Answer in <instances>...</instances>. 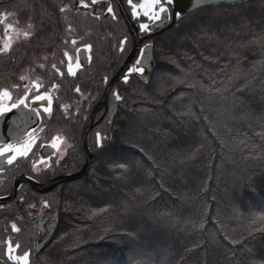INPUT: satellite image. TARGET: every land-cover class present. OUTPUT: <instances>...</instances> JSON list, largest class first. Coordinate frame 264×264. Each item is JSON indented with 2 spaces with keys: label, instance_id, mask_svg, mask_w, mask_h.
I'll use <instances>...</instances> for the list:
<instances>
[{
  "label": "trees",
  "instance_id": "1",
  "mask_svg": "<svg viewBox=\"0 0 264 264\" xmlns=\"http://www.w3.org/2000/svg\"><path fill=\"white\" fill-rule=\"evenodd\" d=\"M198 16L196 23L185 17L176 32H165L155 42L156 50L164 49L168 57L162 60L156 55V60L167 72L175 70L178 74L158 75L160 67L156 63L155 72L144 84L147 88H143L159 101L160 89L173 88L179 75L190 74L191 84L182 80L169 93L180 94L178 87L190 89L192 94L185 98L190 99V107L180 113L174 103L161 106L162 111L155 108L159 105L150 104L149 122L144 123L149 128L139 131L138 118L130 127L135 133L132 140L142 144L138 148L141 151L130 147L129 151L136 154L133 158L141 160L140 166L162 161L169 175L154 172L151 177H143L127 160H116L115 170H110L99 160V176L91 178L87 186L71 190L62 201L66 215L62 212L52 248L43 260L38 258V264H208V259L211 264H243L242 243L248 244L257 230L264 232V187L262 192H253L264 186V0L208 9L190 17ZM213 83L215 87L211 88ZM171 113L174 124L161 120ZM174 151L182 157L177 153L170 156ZM113 155L109 151L103 158ZM249 164L254 165L256 173L261 172L255 184H248L239 171L234 177V170ZM176 169L184 171L179 174ZM143 182L162 184L168 191L165 200L156 201L154 189L149 187L133 193L130 186ZM124 190L133 203L125 200V194L119 196ZM258 193L260 198H254ZM175 194L186 202L179 203L185 208L179 213L176 228L171 224L176 218L158 214L159 207H167L166 211L172 213L170 209L177 207L172 203ZM247 195L249 203L234 219H219L212 214L215 202L225 208L230 197L242 196L243 200ZM213 247L217 252H211ZM260 252L264 257V247ZM253 254L251 262L257 256Z\"/></svg>",
  "mask_w": 264,
  "mask_h": 264
},
{
  "label": "flooded vegetation",
  "instance_id": "2",
  "mask_svg": "<svg viewBox=\"0 0 264 264\" xmlns=\"http://www.w3.org/2000/svg\"><path fill=\"white\" fill-rule=\"evenodd\" d=\"M16 1L8 2L16 7L18 4ZM42 2L51 15H57L59 12L65 17L63 18L65 21L68 17L80 16L79 26L83 25L81 21H89L87 25L93 23L88 31L91 34L98 31L99 39L109 44L112 49L108 51L109 56H97L92 52V47H96V45L92 46L93 41L88 42L82 37L75 25L70 29L74 31L68 35L71 37L68 44L74 50L70 54L67 51L65 57L71 64L67 68L66 75L74 80L81 69H87L85 71L87 73L97 74L86 88V98L81 99L76 91L80 106L78 114L81 108L87 113H82L84 115L82 118L65 116V114V118H56L57 109L64 113L70 112L66 100L63 102L60 100L63 91H58L56 95L32 96L34 91L46 93L39 90L38 84L26 88L28 92L23 93V96L20 95L21 97L16 96L18 99L11 100V102L17 100L14 103L15 108L11 107L13 105L11 102L7 106L5 101L4 105L1 104L0 109L7 107L10 110L0 114V152H3L0 154V264H37L35 259L40 253L39 242L50 237L54 239L58 234L63 212L61 204L63 194L72 181L61 182L52 190L42 193L33 190L28 182L46 185L57 178L75 175L84 168L87 153L90 154V162L93 159H100L109 151L111 154L116 153L117 120L121 110L126 106L124 97L129 95V89L124 91L120 85L123 82L128 87L133 78L139 77L137 72H129V69L139 67L137 59L129 63L121 80L109 87L112 79L124 66L135 43L127 19L137 28L141 39V50L151 46L153 54L155 42L163 34L161 31L174 26L164 29L170 24V19L167 17L173 13V5L164 3L163 6L168 9L167 13L161 14L160 20L153 21L151 16L153 12L159 10V5H152L151 0H133L132 5L128 0H96L95 3L93 0H42ZM30 3L32 4L17 7L23 13L17 10L15 13L20 14L16 22L21 26L25 23V16L29 12H34L31 17L33 20L28 19L25 23L29 30L33 31L37 27L33 25L37 2L33 0ZM141 4L143 7L140 6ZM134 6L138 15L133 14ZM145 12L149 15L145 16ZM31 13L29 15H32ZM141 24H147L148 29L142 30ZM14 26L16 30H20L16 24ZM118 32L121 33L117 35ZM115 51L119 58L118 55H114ZM79 66L78 71L74 70ZM48 85L50 87V84ZM73 88L75 90V87ZM58 90L61 88L59 87ZM105 93H107L105 102H102ZM117 95L120 96L119 100ZM36 96H43L44 99L38 101L35 99ZM96 108L97 111L91 119ZM32 113L38 116V121L35 122L33 116L26 117L27 114L33 115ZM15 114H19L20 117L14 118ZM11 120H15L16 123L11 125ZM9 146L11 150L3 151ZM10 158H12L11 163H9ZM25 253L28 255L23 261L17 259L23 257Z\"/></svg>",
  "mask_w": 264,
  "mask_h": 264
},
{
  "label": "rangeland",
  "instance_id": "3",
  "mask_svg": "<svg viewBox=\"0 0 264 264\" xmlns=\"http://www.w3.org/2000/svg\"><path fill=\"white\" fill-rule=\"evenodd\" d=\"M8 1L9 0H0V10H4V11H0V107L4 105L5 103H6V106L9 105L10 104L9 102H11V100H13L14 98L18 99V97L16 96H20L23 93L28 92L26 91V88H29L31 86H37L38 84L39 90L42 92H46V93H36V91H34V94L32 96H35V95L49 96L50 94L56 95L58 91H63V94L60 95V100L61 102L66 100V104L69 106L70 112L64 113V112H61L60 109H57L55 110L56 118H65L64 114L65 116L71 115L74 118L84 117L82 113H85V114L87 113L86 111H83V108H81V111L78 114V109L80 106L78 105V102H77L76 91L78 92L81 99L86 98L87 96L86 88L90 85V82H92V80L95 79L94 77L97 74L85 72L87 69H81L80 71H78L80 69V66H79L78 68L74 69L79 72V74H77L74 80L69 78L70 76L66 75L67 68L71 64L67 61L68 59L65 57L68 54L67 51H69V54H70L74 50L72 49V47L70 48V45L68 44V41L71 38L68 35L72 34L74 31L70 29L73 28L75 25V28L79 31L82 37H85L88 40V42H91L92 40L94 43V44L91 43L92 46L96 45L95 48L92 47V52H95L97 56H104V57L109 56L108 53L110 52L108 51H110L109 49H112V48L109 47L110 46L109 44L107 45L106 43L102 42L99 39V36H98L99 33H97L98 31L95 32L94 34H91L88 31V29H90L93 23H90L89 25H87V22L89 21H85V22L81 21L80 23L83 25L79 26L80 16L68 17L66 18V21H65L63 19L65 17L61 16L59 12L57 15H51L50 12L45 9L46 7H44L42 0H35V3L37 2V5H38V11H37V5H36V16L34 18L35 22L33 25L34 27L35 26L37 27L33 29V31H31L29 30V27H27L25 23H27L26 21L28 19L30 21L33 20V18L31 17L33 16L34 12L32 13L29 12L28 15L25 16V20H24L25 23H23L24 25L21 24L20 26L19 23L16 22L20 14L16 15L15 11L17 10L20 13L21 11H19L20 9L17 7L21 5L22 7H24V5H31L32 3L30 2H32L33 0H27V1L17 0L16 4L17 3L18 4L16 7H13V4L10 5ZM43 7H44V12L42 11ZM229 8H232V7H229ZM205 10H208V9H205ZM205 10H202V11H205ZM21 13H23V11ZM30 13L32 15H29ZM189 18L194 19L195 23L199 22L198 21L199 16L189 17ZM22 19H24V17H22ZM181 20L182 19L176 22L174 26L167 29L165 31L166 32L165 34L167 33L173 34V32H176L177 29L180 27L178 24H180ZM14 24L17 25V28L19 27L20 29L19 31L15 29ZM120 33L121 32H118L117 35H119ZM162 36H160L159 38H161ZM178 40L182 41V38L179 37ZM157 49L158 50H156V45H155L154 47V60H155L154 69H156V63H157V65H159L158 67H160L157 70L158 75H162V74H168L171 76L177 75L178 72L175 70H172L171 72L169 70L167 72L165 65L163 63L158 62V60H156V55H157V58L162 59V60H164L165 58L166 59L168 58L167 56H165L164 49L162 48H157ZM172 51H177V50L173 48ZM52 53H54L55 56H51V57L48 56V55H51ZM114 55H118L116 51ZM104 57H102V59ZM118 58H119V55H118ZM48 60H51V61L48 62ZM154 72L155 71L153 70L152 74ZM57 75L59 76V78ZM179 77L181 78H179L177 81L172 83L174 86L173 88H165V89H160V91H158L159 101L153 97H150V91L143 89V88L145 89L147 88L144 84H147L150 79L145 83L140 77L133 78L132 82L129 83L128 87L126 83L124 84L122 82L121 85L119 84L120 88H123L124 91H127L126 90L127 88L129 89L128 91L129 95L127 94L124 97V102L126 106L123 110H121L120 115L117 120L118 122L117 139L121 141V143H118L119 142L118 141L117 144L124 146L123 148L121 146V148L124 150H122L121 148H120L121 150L120 149L118 150L117 148L116 153L114 152V155H113L114 157L112 156V158L110 159H105L101 157L98 160L93 159L91 160V162L89 160L88 171L86 175L83 177L85 181H80L79 179L72 180L71 184L68 185L69 187H67L66 192L63 194V200L65 198L67 199L70 196L71 190L72 191L76 190L77 188L82 187L83 185L87 186L91 178L94 179L99 176L97 174L98 173L97 171L99 170H96L98 166L97 164L100 163L99 160H101V162L104 161L105 164H108V169L110 170H115L116 163H117L115 162L116 160H127L126 161L127 164H131L139 168L138 175H141L143 177H149V176L151 177L154 172H159L161 176H163L164 174H166L167 176L169 175L170 173L169 168L168 167L164 168V166H167V165H164L162 161H159L160 162L159 164L156 160L155 162L152 160L151 162L152 166H140L141 160L139 161V159L133 158V156H135L136 154H134L135 153L134 151H129L130 147L132 148V150L141 151L139 150L140 149L139 147H142V144L139 142H136L137 140H134V139L132 140V137H134L135 133L134 131H130V127H131L132 120L138 118L140 120V123L136 125V128L139 129V131H146V128H149L145 126L144 123L149 122L148 116L150 112L152 111L149 106L150 104L159 105V106H156L155 108L157 110L161 109L162 111L163 110L162 107L166 108L174 103V106L176 105V108H180L177 110L180 113H182L184 109L190 107L191 105L190 99H185L187 97L186 94L187 95L192 94L190 89H187L189 91H186V88L185 90H182L180 89V87H178L180 90V94L177 93L174 96L173 95L171 96L169 94L173 92L177 84L182 80H184L183 84L188 83L187 81H189V84H191L192 77L190 74H187L186 77L185 75L183 76L179 75ZM184 77L185 79H183ZM59 79L61 80L60 82H59ZM214 83L212 84L211 88L215 87ZM24 84H27L26 87L23 86ZM48 84H50V87ZM59 87L61 88V90H58ZM73 87H75V90ZM217 88L219 89L218 86ZM150 89H152V87H149V90ZM74 91H75V95H74ZM5 93H7V95H5ZM15 102H17V100ZM15 102H11V103L14 104ZM56 108H58V106H56ZM174 118L175 117L172 116V113L170 115L164 114L161 120H163V122L173 123ZM91 119H93V117ZM91 119H90V125L92 122ZM134 123L135 121H133V125ZM89 128L90 126L88 127V130ZM164 129H167V127H164ZM142 135H144V133L140 134V136ZM136 144H138L137 145L138 147H136ZM164 149H165V155H168L166 153H168L169 151H167L166 148ZM187 149H190V147H188ZM192 149H193V146L191 147V151ZM179 151L181 153L184 152L183 150H179ZM175 153L178 154V158L182 157V154H179L177 151L171 152L170 156H173ZM179 164H181V161L177 162L178 166ZM86 165H87V160H86V164L84 168L86 167ZM253 166H254L253 164H249L248 166H244L241 169L234 170L233 172L234 177L237 176L236 173L237 171H239L238 174H240L241 172L246 176L248 180V184H252V183L255 184L254 181H256L257 175H259L261 172L256 173L258 171L253 170L254 169L252 168ZM183 171L184 170L182 169L181 170L176 169V172H178L179 174L180 172H183ZM226 174H227V170H226ZM228 175L231 176L230 172ZM263 178L264 176H261V180ZM212 184L213 183H211L210 185ZM103 186L104 185H102V187ZM148 187L151 189H148ZM263 187L264 186H261L260 189H258L259 191L258 190H254V191L250 190V191H253L256 193L260 191L262 192L261 189ZM130 188L132 192L135 194H138L139 192L142 193V190H145V189H148V190L154 189L152 192L155 193L154 199H156V201L158 200V198H162L159 201L165 200L164 195L168 194V191L165 189V187L162 184H159L158 182H156V184H149L148 182L146 183L143 182L137 186L131 185ZM125 191L126 190L122 191V193L119 196L125 194V196L127 197L125 198V200L131 201L133 203L134 200L131 199V197L127 195ZM181 197H180V194H178V196H176V194L174 195L175 199L173 200L174 202L172 203L173 205H177V207L172 208V209L169 208L172 211L171 214H169L168 211H166L167 207H165V209L162 207H159L161 210L159 209L158 214L163 213V218L164 217L176 218L171 221L172 226H175V228H176V225H178L177 222L181 215L179 213L182 210V208H185V206L181 207L179 203H181L182 205H186V202L184 201V199L183 198L180 199ZM214 197L216 198V196ZM241 197L240 198L230 197L229 199L227 198L228 199L227 201L223 200L226 202L225 208H222V203L219 204L215 202V205L211 206L212 214L216 218H219V219H228L229 221L231 218L234 219L235 216L239 215L238 210L243 209L246 205L245 203L248 204L250 201V196L248 195L247 197L243 196L244 201L241 199ZM254 198L259 199L260 194L259 193L256 194ZM214 200L217 201V199H214ZM62 209H63V213L66 215V212H65L66 204L62 205ZM232 213H234V215ZM258 231L259 230L255 232L256 234H254V236H256L255 238H253L254 237L253 236L249 240V242H247L248 244H245L243 242L240 247L242 249L244 248V253H245L243 256V264H264L263 255L258 254V253H262L260 251L264 247V232L260 233ZM54 239H52V241H50L48 245L44 247L42 251H39L40 253L36 256V259H35L36 262L39 260H43V258L46 257L48 253V248H52L51 245H52V242H54ZM136 240H139V239H136ZM156 245H158V243ZM149 246H153L152 243H149ZM252 251H254V254H256L257 256H256V259L253 258V261L251 262L250 258H251ZM211 252L212 253L217 252V248L213 247L211 249ZM38 258L40 259L38 260ZM207 262L208 264H211L209 259ZM233 262L236 263L235 260ZM84 264H89V263H84Z\"/></svg>",
  "mask_w": 264,
  "mask_h": 264
},
{
  "label": "water",
  "instance_id": "4",
  "mask_svg": "<svg viewBox=\"0 0 264 264\" xmlns=\"http://www.w3.org/2000/svg\"><path fill=\"white\" fill-rule=\"evenodd\" d=\"M247 1H249V0H173V4H174L173 5V12H174L173 20H176V14L177 13H179L181 17L182 16H190V15H193L194 13H198V12L205 10V9H216V8H222V7H227V8L238 7V6L246 3ZM127 21H128L130 33L132 34L135 43H134L133 49H132L130 55L128 56L124 66L119 71V73L112 79L109 87L113 83L121 80V78L125 74V71L127 70L129 63L132 62L140 53L139 50L141 47L140 46L141 45V39L138 36L137 28L133 23L129 22L128 19H127ZM154 65H155V62H154L153 48L151 46H149L143 50V54L139 60V67L144 70L143 73H140V77L144 82L148 81V79H149V77L153 71ZM108 89H107V91H108ZM106 95H107V93L104 94V96H103L104 98H103L102 102H105V96ZM96 111H97V108L93 111L92 115H94L96 113ZM13 116H14V118L16 116L20 117L19 114L18 115L15 114ZM12 117H10V118H12ZM34 118H35V122L38 121V119L36 117H34ZM89 160H90V154L87 153V165L78 174L57 178V179L49 182L46 185H42V184H39V183H36L33 181L28 182V185L33 190H36V191L42 193V192H47V191L52 190L56 185H58L61 182H69L72 180L82 178L85 176V174L88 171ZM52 239L53 238L50 237L46 240L40 241L39 246H38V250L42 251L44 249V247H46L48 245V243L50 241H52Z\"/></svg>",
  "mask_w": 264,
  "mask_h": 264
},
{
  "label": "snow or ice",
  "instance_id": "5",
  "mask_svg": "<svg viewBox=\"0 0 264 264\" xmlns=\"http://www.w3.org/2000/svg\"><path fill=\"white\" fill-rule=\"evenodd\" d=\"M95 2H96V0H93V3H95ZM128 2H129L130 5L133 4V0H128ZM164 3H166V4H168V5H171V4L173 3V0H151V4H152V5H159V10L153 12V14H152V16H151V19H152L153 21L160 20V18H161V14L167 13L168 9H167L166 7L163 6ZM85 6H86V5H85ZM140 6L143 7V4H141ZM109 11H111V8H109ZM133 14H134V15H138V14H139L138 11L135 10V6H134V13H133ZM144 15L147 16V15H149V13H148V12H145ZM176 15H180V14L177 13ZM148 27H149V26H148L147 24H141V25H140V28H141L142 30H147ZM141 51H143V50H141ZM137 64H139V61H137ZM143 71H144V70H143L142 68H139V67H136V68H134V69H129V72L143 73ZM125 80L127 81V77H125ZM5 95H7V93H5ZM35 99L39 101V100H43L44 97H43V96H36ZM117 99H118V100L120 99V96H119V95H117ZM22 102H23V101H21V103H22ZM11 107H12V108H15L16 105L13 104ZM9 110H10V109H8L7 107H5V108H3V109H0V114L6 113V112H8ZM45 111H47V109H45ZM97 143L99 144V139L97 140ZM9 150H11V146H9L8 148L4 149L3 151H9ZM0 154H3V152H0ZM13 158H14V157H13ZM11 160H12V158L9 159V163H11ZM27 255H28V254L25 253L23 257H18L17 259L23 261V260L27 257Z\"/></svg>",
  "mask_w": 264,
  "mask_h": 264
},
{
  "label": "bare ground",
  "instance_id": "6",
  "mask_svg": "<svg viewBox=\"0 0 264 264\" xmlns=\"http://www.w3.org/2000/svg\"><path fill=\"white\" fill-rule=\"evenodd\" d=\"M172 5H174L173 3H172ZM201 12V11H200ZM200 12H198V13H200ZM198 13H194L193 15H190V16H194V15H196V14H198ZM190 16H180V15H176V20H173V18H174V12L171 14V16H170V14L168 15V17H167V19L169 18L170 19V24L166 27V28H164V29H167V28H169L171 25H174L176 22H178L180 19H183L184 20V18L185 17H190ZM181 22H182V20H181ZM180 22V23H181ZM161 32H163V34L165 33V30L164 31H161ZM163 34H161L160 36H162ZM159 36V37H160ZM158 37V38H159ZM139 51H141V47H140V50ZM131 53V52H130ZM142 54H143V51L141 52V53H139L138 54V56L134 59L135 61L138 59V61L140 60V58H141V56H142ZM133 60V61H134ZM155 66V65H154ZM154 69V68H153ZM153 72V71H152ZM152 74V73H151ZM139 77H140V73H138L137 74ZM150 77H151V75H150ZM150 77H149V79H150ZM141 78V77H140ZM148 79V80H149ZM147 82V81H146ZM145 82V83H146ZM33 115H29V114H27L26 115V117L28 118V117H30V116H33V117H36L37 119H38V116L35 114V113H32ZM16 123V121L15 120H11V125H14ZM79 180L80 181H85V179L82 177V178H79ZM164 201V200H163Z\"/></svg>",
  "mask_w": 264,
  "mask_h": 264
}]
</instances>
